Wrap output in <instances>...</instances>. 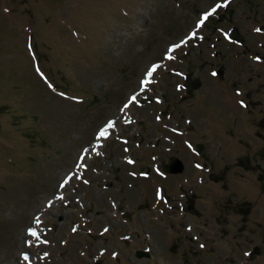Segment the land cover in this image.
<instances>
[{"label":"rangeland","instance_id":"374dc122","mask_svg":"<svg viewBox=\"0 0 264 264\" xmlns=\"http://www.w3.org/2000/svg\"><path fill=\"white\" fill-rule=\"evenodd\" d=\"M260 173L264 0H0V264H264Z\"/></svg>","mask_w":264,"mask_h":264},{"label":"snow or ice","instance_id":"6c2138e0","mask_svg":"<svg viewBox=\"0 0 264 264\" xmlns=\"http://www.w3.org/2000/svg\"><path fill=\"white\" fill-rule=\"evenodd\" d=\"M217 7H219V5H217ZM215 11V8H213V9H211V11H209V12H205V13H203V15H202V17H201V19H200V21L198 22V24H197V27H199L200 25H202L203 24V22H204V20L205 19H207L211 14H212V12H214ZM257 31H259V29H257ZM195 33H193V35H194ZM182 43H183V41H182ZM175 47H179V45H173L172 46V48H175ZM169 51H171V48L169 49ZM156 67H157V65H152V67L148 70V72H147V76H151V74H152V72L156 69ZM142 83H147V80H145V81H142ZM136 99V97L135 96H133V97H131V100H135ZM127 107V105H125V108ZM112 126V122H109L108 123V125H106L105 126V128H102L101 130H100V132H99V136H106L107 135V128L108 127H111ZM65 183H67V181H65ZM38 222V221H37ZM29 233L31 234V235H33V236H35L36 235V232L33 230V229H29ZM25 258H27V257H25Z\"/></svg>","mask_w":264,"mask_h":264},{"label":"water","instance_id":"95a60500","mask_svg":"<svg viewBox=\"0 0 264 264\" xmlns=\"http://www.w3.org/2000/svg\"><path fill=\"white\" fill-rule=\"evenodd\" d=\"M184 170V164L182 160L176 156H173L172 159L169 161L168 168L166 172L168 173H181ZM136 256H148L147 252H143L141 250L136 251Z\"/></svg>","mask_w":264,"mask_h":264},{"label":"trees","instance_id":"16d2710c","mask_svg":"<svg viewBox=\"0 0 264 264\" xmlns=\"http://www.w3.org/2000/svg\"><path fill=\"white\" fill-rule=\"evenodd\" d=\"M259 178H260V181H261V184H263L264 185V178H263V173H260V175H259Z\"/></svg>","mask_w":264,"mask_h":264},{"label":"bare ground","instance_id":"6f19581e","mask_svg":"<svg viewBox=\"0 0 264 264\" xmlns=\"http://www.w3.org/2000/svg\"><path fill=\"white\" fill-rule=\"evenodd\" d=\"M97 144H99V143H97Z\"/></svg>","mask_w":264,"mask_h":264}]
</instances>
